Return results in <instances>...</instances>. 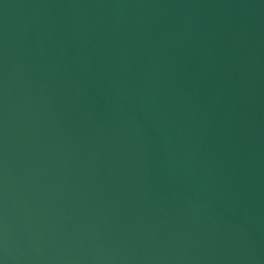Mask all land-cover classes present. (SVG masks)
Wrapping results in <instances>:
<instances>
[{
  "label": "water",
  "instance_id": "obj_1",
  "mask_svg": "<svg viewBox=\"0 0 264 264\" xmlns=\"http://www.w3.org/2000/svg\"><path fill=\"white\" fill-rule=\"evenodd\" d=\"M0 264H264V0H0Z\"/></svg>",
  "mask_w": 264,
  "mask_h": 264
}]
</instances>
